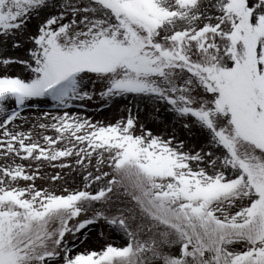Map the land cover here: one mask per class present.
Instances as JSON below:
<instances>
[{"label":"snow or ice","instance_id":"6c2138e0","mask_svg":"<svg viewBox=\"0 0 264 264\" xmlns=\"http://www.w3.org/2000/svg\"><path fill=\"white\" fill-rule=\"evenodd\" d=\"M0 264H264V0H0Z\"/></svg>","mask_w":264,"mask_h":264},{"label":"rangeland","instance_id":"374dc122","mask_svg":"<svg viewBox=\"0 0 264 264\" xmlns=\"http://www.w3.org/2000/svg\"><path fill=\"white\" fill-rule=\"evenodd\" d=\"M36 24H37V21L33 20L30 27L33 28L34 30ZM7 55L15 57V56L22 55V52H18L13 49V50H10L7 53ZM12 71L19 72L21 71V68L18 65L13 66ZM126 103L127 101L121 100L118 103H115L109 107H105L103 105V102L99 101V98L97 97L94 102H86V108H87L86 112L83 110H78V111L80 115L87 116L93 120H101V121L107 122L109 120H113L116 117H118L120 114V110L124 107ZM38 108L43 109V110H50L51 104L50 102L48 104L41 103L38 105ZM40 114L42 113L38 112L35 109H29L25 111L24 113H22V115L30 116V117H35ZM157 116L159 117V120H162L164 123H160L159 120L157 119ZM140 120L144 122L147 125V127L150 128L154 132H158V133L164 132L165 124H168L169 126L167 131L171 132L173 130L172 125H171V116L165 112L163 107H161V110L158 114L151 110L142 111L140 113ZM175 130L180 139L189 141L190 146L199 145L200 141L197 139L195 135L189 134L185 130L181 129L179 125L175 126ZM47 171L52 172L54 171V169L48 168ZM38 183L40 182L38 181ZM99 231H100L99 227L93 229V232L90 234L93 238V241H95L96 236L99 234ZM94 246L98 247L99 245H94Z\"/></svg>","mask_w":264,"mask_h":264}]
</instances>
